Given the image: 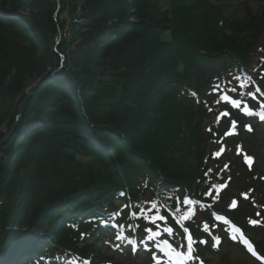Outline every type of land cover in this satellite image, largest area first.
Segmentation results:
<instances>
[{"label":"trees","instance_id":"trees-1","mask_svg":"<svg viewBox=\"0 0 264 264\" xmlns=\"http://www.w3.org/2000/svg\"><path fill=\"white\" fill-rule=\"evenodd\" d=\"M60 1L0 0V27L14 29L0 45V125L15 126L2 147L0 134V264L94 260L113 240L107 222L129 237L182 236L181 223L216 236L212 211L242 225L264 216L240 112L264 91V13L232 20L230 0ZM59 25L72 41L56 44Z\"/></svg>","mask_w":264,"mask_h":264},{"label":"rangeland","instance_id":"rangeland-1","mask_svg":"<svg viewBox=\"0 0 264 264\" xmlns=\"http://www.w3.org/2000/svg\"><path fill=\"white\" fill-rule=\"evenodd\" d=\"M229 2H230V5L228 9L225 11V15L231 18L232 20H239V21L247 20L249 16V11L251 10L253 11V13H256V14L264 13V0H230ZM57 6L58 8L61 7L60 0H58ZM56 16H58L57 13H56ZM18 21H23V19L19 18ZM83 24H84V20L79 19L78 25L83 26ZM59 26H60L59 31L57 32L58 35H56L55 37L56 44H59L61 42L63 38L62 34L64 35L66 34L67 39L72 41L74 36L71 37L70 33L68 32L66 33L67 29L63 31V29L61 28V25ZM13 31L14 29H10L6 31V29H4L3 27H0V45H2L1 44L2 41L14 40ZM59 57H60L59 65L58 67L53 68L52 72L53 71L59 72L60 70L64 69L65 57L63 54H59ZM257 59L258 61L261 60L260 55H258L256 60ZM42 77L43 75L40 76L39 78H36L34 81L38 82ZM108 79L109 78H107L106 80L110 81L112 78H110V80ZM28 81L29 82L27 86H31V87L28 90H26V97L18 104L19 109H18V115L16 117L17 122L20 121L23 115L24 107L28 100V94L34 90V86L37 84L34 82L35 84L32 86L33 79L28 80ZM113 85H116L117 87L118 83H116V81L113 80L111 86ZM25 99H26V102L23 103ZM249 125H250V128L254 130L255 132L254 135H255V144H256V150H257V154L255 156L257 157V162L261 165L262 170L264 172V124H260L256 120H249ZM14 131H15V126L9 127V124L7 121L3 122L0 125V134H5V137L2 138L1 140V147L2 145H5L7 141L11 138V135H9L10 133L11 134L13 133L12 134V137H13ZM7 162L9 161L7 160ZM248 218L250 221L258 220L257 215L253 217H248ZM253 236H254L253 238L251 237L253 242L255 243L264 242V230L263 229L259 230L256 233V235H253ZM96 246L99 251V255L96 259L97 264H154V262L150 260L151 259L150 256L146 253L130 255L125 250L124 251L123 250L114 251L111 249V247H108L106 244H102L100 242L97 243ZM249 252H250L249 245L245 243L238 244L234 241H230L229 238H225L223 242L216 241L213 243H209L207 245V249L205 250V255L202 256V262L203 264H262L260 261L253 259Z\"/></svg>","mask_w":264,"mask_h":264},{"label":"snow or ice","instance_id":"snow-or-ice-1","mask_svg":"<svg viewBox=\"0 0 264 264\" xmlns=\"http://www.w3.org/2000/svg\"><path fill=\"white\" fill-rule=\"evenodd\" d=\"M238 79H239V78H238ZM217 87H218V86H217ZM240 87H241V88H245V87H247V85L241 83V84H240ZM257 91H259V89H257ZM248 95L251 96L253 99H255V94H254V93L249 92ZM241 103H245V102H244V101H236V102H235V106L239 107ZM262 106H264V105H262ZM247 114H249V115H253V114H255V113H254L252 110H248V113H247ZM261 118L264 119V114L261 115ZM246 159H247V157H246ZM122 195H123V194H122ZM252 223H255V221H252ZM169 231H170V230H169ZM129 243H131V241H129ZM165 243H168V242L165 241ZM245 243L249 244V249L252 250V248H251V244H250L247 240L245 241ZM157 247H158V245H157ZM191 252H192V248H191V244H189V245H188V250H187V252H181L180 255H181V256H187L188 259H191ZM253 254L255 255V252H253ZM153 259L157 261V264H159V258H158V257L154 256Z\"/></svg>","mask_w":264,"mask_h":264},{"label":"water","instance_id":"water-1","mask_svg":"<svg viewBox=\"0 0 264 264\" xmlns=\"http://www.w3.org/2000/svg\"><path fill=\"white\" fill-rule=\"evenodd\" d=\"M57 72V71H56ZM55 71H53L50 75H52V74H54V73H56ZM48 76V75H47ZM47 76H45V77H43V78H41L40 79V81L38 82V84L37 85H39ZM26 102V99L23 101V103H25ZM22 115V114H21ZM13 134V133H12ZM12 134L10 133L9 135H11L12 136Z\"/></svg>","mask_w":264,"mask_h":264}]
</instances>
